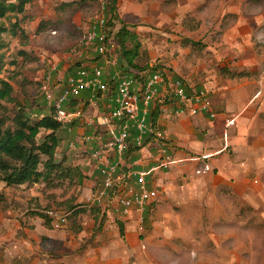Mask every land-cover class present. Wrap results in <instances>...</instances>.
Masks as SVG:
<instances>
[{
	"label": "rangeland",
	"instance_id": "1",
	"mask_svg": "<svg viewBox=\"0 0 264 264\" xmlns=\"http://www.w3.org/2000/svg\"><path fill=\"white\" fill-rule=\"evenodd\" d=\"M96 16H103L106 23L111 20L113 24L108 29L111 32L107 34L106 31L107 54L104 55L110 60H116L115 65L104 62V55L98 56L84 49L85 32ZM19 18L28 34V40L21 45L17 38L9 35L4 37L8 44L7 54L10 58L17 59V65L15 69L7 67L2 76L13 77V95L34 119L50 113V105L41 92V84L46 73L51 70L52 63L56 64V71L51 72L52 88L56 95L65 83L67 69L74 71L84 61L89 64H102L108 76L115 71L133 72L145 66H159L172 80H180L187 94L203 93L210 101L213 113L227 110V116L220 124L226 129L235 130L237 135L239 123L245 122L244 116L251 115L257 107L241 113L239 108L242 106L235 108L234 105L239 101L242 105V101L251 92L264 90V0H31L25 11L19 14ZM3 20L8 23L7 19ZM41 20L50 23L37 30ZM121 27L134 34V40L140 44L134 58L138 68L128 67L121 54L115 38ZM133 45L132 40L126 41L128 48ZM19 50L24 54H18ZM78 52L80 56H73ZM225 70L248 75L230 78L229 71ZM260 96L264 100V92L260 93L259 98ZM82 99L75 106H81L87 101L91 105L89 112L104 110V96L90 99L85 94ZM172 101L170 98L163 99L160 105L162 108L166 107V111H160L170 120L168 127L180 124L190 129L191 139L210 141L209 144L205 142L207 145L202 151H186L184 146L179 147L181 151L193 155L192 157L197 155L199 159L187 161L184 169L173 173L168 179L169 189L171 184L176 186L174 190L182 187L180 190L184 196L195 197L190 208L192 210L185 211L179 204L164 203V189L158 187L162 198L159 197L157 206H152L143 213L141 223L138 224L135 213L131 218L118 216L113 212L112 206H108L106 199L98 194L100 175L89 160V149L87 152L84 150L85 145L79 137L81 134L75 133L78 128H73L72 134L61 128L58 134L61 140H65V145L63 143L59 147L56 160H62L66 166L78 165L84 178L78 180L53 177L52 184L41 181L14 187L0 182V264H151L150 261L153 262L154 259L164 264L165 260L169 261L168 257L142 255L145 251L149 252V246L147 241L141 240L150 238L155 239L154 242L162 243L165 238L164 231L171 227L184 228L186 230L183 229V236L186 233L193 236L195 228L190 230L192 226L183 225L185 222L182 226L177 224L178 221L180 223V215L183 216L182 221L186 215L203 220L198 229L204 230V249L207 246L210 248L213 242L211 233L215 229L211 223L212 218L226 217L223 204H216L218 199L213 188L227 186L228 178L218 180V169L210 165L209 170H205V164L209 162L204 155L214 151V146H223V140L219 138L218 132L212 133L209 128L202 133L197 131L192 125L195 124V117L193 119L192 116L197 114H191L188 109L190 107L176 116ZM8 106L11 107V104ZM198 113L207 114L210 120L214 119L208 113ZM260 115L264 118V113ZM226 119H232L233 124L225 127ZM79 127L82 128V125ZM259 130L257 124L253 132L258 133ZM204 132H208L207 137L202 136ZM251 137L253 139L250 143L255 142L257 136L253 134ZM70 142L74 143L73 147L69 146ZM175 142L178 146L179 142ZM209 146L212 147L205 148ZM133 151V148L125 151L123 159L133 168H138L133 163L136 160ZM222 153L230 158L237 155L233 145H228ZM261 154L264 156V150ZM171 156L174 159L173 154ZM247 161L239 155L238 162L241 167ZM153 163L154 161H150V164ZM260 163L257 159V168ZM198 169L201 170L200 173H197ZM258 170L261 171L259 175L252 174L253 181L254 178L257 180L254 184L257 185L264 182L263 165ZM239 177L236 174L234 179L238 180ZM189 190H193L192 195L188 193ZM144 208L147 209L148 206ZM238 208L239 205L235 211L242 215L244 209ZM49 209L67 213L66 221L49 223L46 217L37 215L45 214ZM250 211L253 216H258V210L252 208ZM119 220L126 226L124 237L119 234ZM187 241L193 243L188 238L185 242ZM253 245L256 253L245 257L247 264H264V237L261 241L253 242ZM186 249L184 258L177 256L174 259L183 260L182 264L195 261L200 264H243L242 255L221 256L218 262L217 258L206 255V252L205 256H200V252H196V248L189 243L184 248L185 251ZM140 250L144 252L140 254ZM237 252L242 253L240 250ZM195 253L197 254L194 255Z\"/></svg>",
	"mask_w": 264,
	"mask_h": 264
},
{
	"label": "built area",
	"instance_id": "2",
	"mask_svg": "<svg viewBox=\"0 0 264 264\" xmlns=\"http://www.w3.org/2000/svg\"><path fill=\"white\" fill-rule=\"evenodd\" d=\"M105 43L106 20L103 16H96L85 32L84 49L102 56L107 51ZM103 58L106 63L116 64V60H110L106 55ZM50 69L44 76L41 92L53 109V117L63 123L62 128L68 134L73 133L71 122L75 118L82 119L81 143L85 145V151L89 149L90 160L102 179L98 194L104 198L111 195L113 212L123 218H129L134 212L140 215L146 205L159 199L158 187L148 177L173 162L166 154L163 132L151 120L156 104L170 98L176 116L190 107L191 114L205 112L215 117L211 103L203 93L187 94L180 80H172L167 74L164 77L159 70L115 71L108 76L102 64L87 63L76 67L66 77L56 95L51 74L56 64L52 63ZM85 94L90 99L104 96V110L91 113L89 110L83 112L79 105L72 108L71 103L75 100L82 102ZM160 110L166 111V107H160ZM231 124L233 120L226 119L225 127ZM152 143L161 153L154 166L145 169L133 168L130 164L126 171L122 169L125 166L123 154L131 145L141 148ZM73 145V142L69 143V146ZM204 169L208 170L209 166ZM200 171L198 169L197 173ZM47 214L56 224L65 222L68 215L57 210H47ZM142 220L143 216H138V222Z\"/></svg>",
	"mask_w": 264,
	"mask_h": 264
},
{
	"label": "crops",
	"instance_id": "3",
	"mask_svg": "<svg viewBox=\"0 0 264 264\" xmlns=\"http://www.w3.org/2000/svg\"><path fill=\"white\" fill-rule=\"evenodd\" d=\"M73 56H80L79 52L75 53ZM69 57V56H67ZM82 64V63H81ZM83 64H87V61H84ZM67 68H65L66 70ZM72 71L71 68L67 69L65 78L70 75L69 72ZM73 73V71H72ZM248 74H244L246 77ZM238 76L232 77L237 78ZM231 78V77H230ZM264 92V90H255L251 92L245 101H242V105L240 104L241 101L238 102L237 105H234L235 108H239V112H247V109H251L252 107L256 108L254 112L251 113L249 116L245 117V122L242 121L239 123V135L236 134L235 130H231V128L226 129L223 127V124L221 126L220 122H223L224 118L227 116V110L220 113H215V117L213 120H210L209 117H207V114H197L196 116H192L194 119L195 117V124L193 127L199 132H203L204 129L209 128V130L215 134L217 132L219 133V138L223 140V146L221 144L220 147H213L214 151L205 153L204 157L208 158V162L205 165H210L212 168H217V178L223 179L228 178L226 181L227 186H218L217 188H213L214 192L217 194V199L214 198V200L217 203H222L223 208L226 211V217L225 218H212V224H214L215 229L212 231L213 235V242L210 246V248L207 246V249H204L203 246V237H204V230L198 229V227L203 223V220L199 219V217H188V215L185 216L184 220L182 221L180 215V223L177 222L178 225L189 224L192 226L189 228L190 230H193L195 233L190 234L186 233V235L183 236L184 228L181 229H172V227L167 231H164L163 236L164 241L158 242L152 239L143 238L142 241H147L149 246V252L140 250V254L144 252L142 255H146L147 257H153V256H165L168 257L169 261H164V264H182L183 260H177L174 259L177 256H180L181 258H184L186 251L184 248H187L188 243L191 244L194 248H196V252H200V256L211 255L218 261V258L221 256H243L242 263L247 264V258L245 257H251L255 255V251H253V242L255 241H261L264 237V182L263 184L259 183L254 184L256 182V178H254V181L252 179V174L257 173L259 175L261 171L260 169L263 165V172H264V156H261L264 150V118H261L260 113H264V100L263 97L259 95L260 93ZM258 97V99H257ZM257 99V100H256ZM256 100V101H255ZM256 103H255V102ZM255 103V104H253ZM91 105H88V108L86 110H91L89 108ZM156 107V106H155ZM258 109V111H257ZM190 117H188L189 121ZM260 123H259V122ZM82 119L75 118L71 122L72 126L76 129V134L79 135L82 133V128L79 127L81 124ZM170 120L167 118V115L161 114L158 117L157 126L158 128L163 132L164 135V147L166 150V154L170 155L173 154L174 159L173 162L170 164V166L166 169H160L155 170L150 175V180L152 184H155L157 187H160L161 189H164V195L165 197L162 199L164 203L170 205H177L179 204L180 208H183L186 210H192V203L195 197H191L190 195L184 196L182 194V187L177 188L174 190L176 186L173 187L171 184V188L169 189L170 181L168 180L173 176V173L177 171H181L186 167L187 161H196V159L199 157L196 155V157H192L193 155H190L189 153H185L184 151H181L179 147L184 146L186 151H195L200 150L202 151V148L209 144V139L202 141V139H191L189 132L190 129L186 128L185 126H181L178 124L177 126H172L171 128L168 127ZM259 124L260 130L258 133H254L253 129ZM221 127H223L224 131L222 132ZM202 128V129H201ZM220 128V129H219ZM194 129V130H195ZM175 130V131H173ZM74 133V131H73ZM175 134V135H174ZM256 135L255 142L250 143V140L253 139L251 136ZM207 137L208 132H204L202 136ZM80 137V136H79ZM77 138V137H76ZM205 139V138H204ZM68 141V140H67ZM175 141H178L179 144L177 146V143ZM153 142V141H152ZM65 145V140L60 141V147L62 145ZM233 145V148L235 151H237V155L235 158H230L227 156V154L222 153L223 150L228 146ZM259 145V146H257ZM149 147H152L153 149H149ZM212 146L205 147V148H211ZM204 148V149H205ZM87 152V151H86ZM133 153L136 154L134 157L133 163L138 165V168H149L151 166H154L156 164L157 157L161 154L159 152V148L155 146L153 143L150 146H143L137 150H134ZM170 153V154H169ZM239 155H242L243 158L245 157L247 162H245L244 167H241L239 165ZM89 156V154H88ZM212 157V158H210ZM197 159V160H198ZM257 159H259L260 166L256 165ZM90 160V157H89ZM150 161H154L153 164H150ZM91 162V160H90ZM237 162V163H236ZM128 165L125 163V167H128ZM94 168V166H93ZM95 169V168H94ZM209 170V169H208ZM236 172V173H235ZM238 174L240 177L238 180L234 179V176ZM159 188V189H160ZM188 191V189H187ZM209 192V191H207ZM160 191H159V197H160ZM181 193V194H180ZM189 194H193V190H189ZM211 194V192H210ZM162 198V197H160ZM159 198V199H160ZM158 201V200H157ZM153 202L148 206V208H144L143 212L140 214L143 216V213H146L149 208L152 206H157L158 203ZM213 202V201H212ZM156 203V204H155ZM237 205H239L238 209H244V212L242 215H239V212L235 211ZM182 206V207H181ZM254 208L258 210V216H253L251 214V209ZM150 210V209H149ZM262 210V211H260ZM135 215L140 216L137 212H134ZM133 213V214H134ZM181 214V213H180ZM260 214V215H259ZM184 215V213H182ZM257 217V218H255ZM131 218V216H130ZM123 223V221H122ZM134 223V222H132ZM135 224V223H134ZM139 224V222H138ZM261 226H260V225ZM123 230L124 234H120L119 226V234L121 237L125 236L126 232V226L123 224ZM184 229V230H183ZM257 232V235L255 236L254 233ZM188 235V236H187ZM211 235V236H212ZM186 238L192 240L193 243L185 242ZM242 242V243H241ZM226 243V244H225ZM206 244V243H204ZM165 247V248H162ZM242 251V253L237 251ZM134 251H137L134 250ZM139 251V250H138ZM195 253L194 255H196ZM220 262V261H218ZM151 264H161L162 261L157 262L155 259L153 262L150 261ZM191 264H200L199 262H192ZM220 264V263H217ZM236 264V263H233Z\"/></svg>",
	"mask_w": 264,
	"mask_h": 264
},
{
	"label": "trees",
	"instance_id": "4",
	"mask_svg": "<svg viewBox=\"0 0 264 264\" xmlns=\"http://www.w3.org/2000/svg\"><path fill=\"white\" fill-rule=\"evenodd\" d=\"M31 0H0V182L5 186L14 187L20 185H32L41 181L48 184L53 183V177L69 179L78 178L82 180L84 174L78 165L66 166L62 160H56V153L60 147L61 136L58 134L63 123L58 122L53 117V109L50 107V113L40 116L36 119L31 118L26 112L25 107L13 95V85L10 76H2L7 67L15 69L17 65L16 58H10L7 54V42L5 36L17 38L20 44H25L28 40V34L21 25L19 14L25 11L26 5ZM114 2L116 0H113ZM113 10V6L110 8ZM116 17V15L114 16ZM3 19H7L5 23ZM50 22L41 20L37 27L40 30L46 27ZM111 20L106 23V31L111 32L109 27L112 26ZM135 35L121 27L115 34V38L120 46L123 58L126 60L127 66L138 68L134 63L140 44L134 40ZM132 40L134 45L130 48L126 46V41ZM18 54H24L22 50ZM107 54V53H106ZM15 67V68H14ZM139 70H159L163 76L166 71L159 66H145L138 68ZM229 71V70H225ZM244 72L233 73L229 71V77L243 76ZM109 83L111 81H108ZM167 100V98H164ZM78 100L71 103V107H76ZM11 104V107L8 106ZM85 101L81 104L82 111H86ZM161 102L156 104L151 120L157 126ZM80 106V104H79ZM158 127V126H157ZM134 150L139 146L131 147ZM130 147L126 150L129 151ZM127 167H122L126 171ZM100 188L102 179L99 180ZM0 194V199H1ZM111 195L106 199L108 206H111ZM50 210V209H49ZM40 217H46L49 223H53L54 219L45 212V214L37 213ZM120 234H124L123 223L118 221Z\"/></svg>",
	"mask_w": 264,
	"mask_h": 264
}]
</instances>
